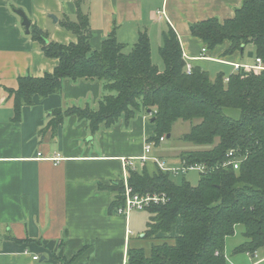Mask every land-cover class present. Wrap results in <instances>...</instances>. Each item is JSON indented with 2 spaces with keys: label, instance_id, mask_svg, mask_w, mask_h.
Instances as JSON below:
<instances>
[{
  "label": "crops",
  "instance_id": "0c3cea01",
  "mask_svg": "<svg viewBox=\"0 0 264 264\" xmlns=\"http://www.w3.org/2000/svg\"><path fill=\"white\" fill-rule=\"evenodd\" d=\"M242 2L0 0V264H65V260L72 264H131L129 248H143L149 256L152 245L159 242L144 236L150 212H111L115 193L101 188L121 180V159L140 157L145 141L154 137L155 125L148 112L139 111L128 122L122 118L110 128L103 125L95 134L87 120L70 114L53 131L46 127L54 110L97 109L104 95L100 80L66 79L61 91L45 98L35 96L34 105L23 107L21 121L14 120L13 98L5 87L16 88L20 76L41 77L59 64L26 33L17 10L26 13L31 26L48 32L51 40L70 44L78 37L61 22L65 16L77 21L80 9L89 16L90 43L95 50L101 49L114 29L126 49L145 32L156 65L163 60H154L155 53L160 55L164 35L173 29L187 63L201 66L209 74L216 70L229 76L236 73L232 63H257L255 46L248 44L240 52L226 54L230 43L225 41L211 50L191 34L190 27L213 17L230 19ZM210 76L215 79L217 75ZM177 234L174 230L172 235ZM36 255L38 259H34ZM241 261L236 264H243ZM234 263L229 259L228 264Z\"/></svg>",
  "mask_w": 264,
  "mask_h": 264
},
{
  "label": "trees",
  "instance_id": "16d2710c",
  "mask_svg": "<svg viewBox=\"0 0 264 264\" xmlns=\"http://www.w3.org/2000/svg\"><path fill=\"white\" fill-rule=\"evenodd\" d=\"M80 7V4H79ZM61 25L74 32L78 41L64 44L50 39L48 32L31 26V37L45 55L59 60L44 76H20L16 88L5 87L13 98L15 121H21L24 106L34 105L35 96L45 98L61 91L66 79L102 81L104 95L99 107L56 109L46 128L57 129L65 115L74 114L89 123L92 134L101 126L112 127L122 118L130 121L137 112L151 111L155 135L149 141L171 134L180 119L199 120L184 140L211 148L184 152L187 165L204 164L199 183L176 184L170 171L154 164L128 171V183L142 195L166 194L165 202L153 203L145 237L158 239L146 255L143 248H129L131 264H227L226 240L239 224L245 226L246 241L236 252L264 254V69L236 72L225 81L224 73L212 79L201 66L187 72V61L177 33L170 29L160 47L163 68L153 62L147 33L140 34L129 51L114 29L99 50L92 48L90 20L79 9L77 21L65 16ZM191 34L206 47L230 43L226 54L240 52L248 44L264 65V0H243L235 15L226 20L213 17L191 25ZM230 150L244 158L239 169L224 167ZM103 189L115 193L111 212L125 205L122 178ZM180 223V224H179ZM179 225L177 235H172ZM172 241H171V240ZM170 240V241H169ZM65 264L72 261L65 260Z\"/></svg>",
  "mask_w": 264,
  "mask_h": 264
},
{
  "label": "built area",
  "instance_id": "2783aa9c",
  "mask_svg": "<svg viewBox=\"0 0 264 264\" xmlns=\"http://www.w3.org/2000/svg\"><path fill=\"white\" fill-rule=\"evenodd\" d=\"M206 51V48L203 49ZM255 65H246L240 63H232L236 72L248 73L253 69L262 70L264 69L263 60L259 57L256 59ZM193 66L190 63H187V72H191ZM229 77L225 78V81H228ZM166 136L160 137V142L165 141ZM157 145L156 141H149L148 139L144 144V152L140 157H123L122 163L124 167V183H125V205L119 207L117 210L118 214L128 215L133 210H146L153 203L165 202L167 199L166 194H147L142 195L133 190V188L128 183V171L132 170H141L146 164L152 161L154 164L158 165L164 171H170L173 174H177L180 171L186 172L188 170H198L200 173L205 172L207 167L204 164H194L187 165L184 161H182V167H169L167 162L157 156L151 155L153 147ZM41 153H39L40 155ZM243 157L239 154L238 150H230L226 155V160L222 164V166H232L234 169H239ZM52 160H56L52 158ZM250 253V252H249ZM252 254L257 261L252 264H264V254L260 257L259 252L256 251ZM39 257L36 255L34 259H38Z\"/></svg>",
  "mask_w": 264,
  "mask_h": 264
},
{
  "label": "rangeland",
  "instance_id": "374dc122",
  "mask_svg": "<svg viewBox=\"0 0 264 264\" xmlns=\"http://www.w3.org/2000/svg\"><path fill=\"white\" fill-rule=\"evenodd\" d=\"M129 50L130 48H127L126 51H129ZM157 57L161 59L162 61L161 56L155 53L154 60H156ZM159 66L163 68L164 67L163 62ZM209 69L211 71L210 67ZM217 72L219 71L214 70V71H211L210 74L212 76H216L218 75ZM198 122L199 120H194V121L183 120V119L177 120L172 126L170 137L166 136L165 141L160 142L158 145L154 146L152 149L151 155L157 156L165 160L169 167H180L181 168L182 161L180 159V155L182 153L191 152V151H203V150H207L211 148L210 146L197 145L192 142H188L184 140V135L189 133L193 125L197 124ZM149 164L154 165L152 161H150ZM152 165H149L148 167L154 172L155 167ZM200 178H201V174H200V171L198 170H188L186 172L180 171L177 174L171 175V180L175 182L176 184H182L186 180V181H189L194 186H196L199 183ZM133 211L135 212L142 211L149 215L148 209L133 210ZM177 230H179V225L175 226V231ZM244 232H245V226L242 224H239L236 228L235 234L233 236L228 237V239L226 240V256L228 257L227 264L229 262V259L232 262H234L235 260L234 264L238 263L236 261H241L243 258H245L244 260L241 261V263L243 264L245 263L250 264V260L252 264L258 260L252 254L248 252H235L236 248L246 241ZM148 252H149V249H148ZM228 254H230L231 256L229 257ZM259 255L260 257L263 255V252L261 250H259Z\"/></svg>",
  "mask_w": 264,
  "mask_h": 264
},
{
  "label": "water",
  "instance_id": "95a60500",
  "mask_svg": "<svg viewBox=\"0 0 264 264\" xmlns=\"http://www.w3.org/2000/svg\"><path fill=\"white\" fill-rule=\"evenodd\" d=\"M17 12L23 19L22 25L25 27L26 33L29 34L31 32V24H32L31 20L29 19V17L26 15V13L23 10H17ZM148 113L151 114V111L148 110ZM151 120L153 122L154 118H152ZM167 137H170V134H168Z\"/></svg>",
  "mask_w": 264,
  "mask_h": 264
}]
</instances>
